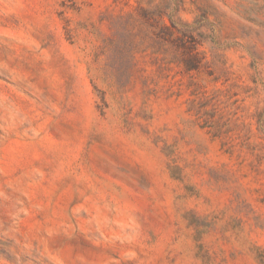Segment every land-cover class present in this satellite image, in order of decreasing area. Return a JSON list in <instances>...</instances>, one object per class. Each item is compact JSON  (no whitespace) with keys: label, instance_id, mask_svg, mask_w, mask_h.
Here are the masks:
<instances>
[{"label":"rangeland","instance_id":"obj_1","mask_svg":"<svg viewBox=\"0 0 264 264\" xmlns=\"http://www.w3.org/2000/svg\"><path fill=\"white\" fill-rule=\"evenodd\" d=\"M0 264H264V0H0Z\"/></svg>","mask_w":264,"mask_h":264},{"label":"trees","instance_id":"obj_2","mask_svg":"<svg viewBox=\"0 0 264 264\" xmlns=\"http://www.w3.org/2000/svg\"><path fill=\"white\" fill-rule=\"evenodd\" d=\"M163 27H164L165 29H169V28H170L167 24H164Z\"/></svg>","mask_w":264,"mask_h":264}]
</instances>
